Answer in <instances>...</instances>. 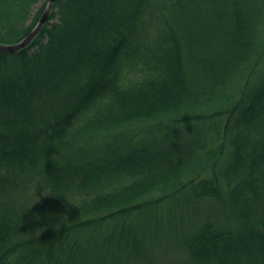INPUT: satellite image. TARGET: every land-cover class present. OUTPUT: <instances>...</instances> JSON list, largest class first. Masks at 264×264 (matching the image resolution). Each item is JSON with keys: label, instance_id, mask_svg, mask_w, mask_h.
I'll return each instance as SVG.
<instances>
[{"label": "trees", "instance_id": "1", "mask_svg": "<svg viewBox=\"0 0 264 264\" xmlns=\"http://www.w3.org/2000/svg\"><path fill=\"white\" fill-rule=\"evenodd\" d=\"M48 2L0 0V44ZM162 243L264 264V0H56L0 52V264Z\"/></svg>", "mask_w": 264, "mask_h": 264}, {"label": "rangeland", "instance_id": "2", "mask_svg": "<svg viewBox=\"0 0 264 264\" xmlns=\"http://www.w3.org/2000/svg\"><path fill=\"white\" fill-rule=\"evenodd\" d=\"M220 209H221L220 207L217 208L215 206V211H220ZM214 214H216V213H214ZM191 217L193 218L194 215H191ZM192 218L190 220H188V222L186 223V224H189L188 226L186 225L187 228L190 226H194V225L199 224V221L204 219V217L202 215H198V216L194 217V219H192ZM223 218L220 217L218 219V222L221 224H225L223 222L224 221ZM153 255L155 258L154 264H170L173 262L179 263L184 258L183 257L184 254L177 248V246H175L174 244L167 245L166 243H162L160 245V247L155 248ZM136 264H141V263H136Z\"/></svg>", "mask_w": 264, "mask_h": 264}, {"label": "water", "instance_id": "3", "mask_svg": "<svg viewBox=\"0 0 264 264\" xmlns=\"http://www.w3.org/2000/svg\"><path fill=\"white\" fill-rule=\"evenodd\" d=\"M55 2L56 0H49L48 6L41 20L26 38H24L21 42L17 44H12V45L0 44V52L16 53L27 48L35 40V38L38 36L40 31L43 29L46 22L50 19Z\"/></svg>", "mask_w": 264, "mask_h": 264}, {"label": "clouds", "instance_id": "4", "mask_svg": "<svg viewBox=\"0 0 264 264\" xmlns=\"http://www.w3.org/2000/svg\"><path fill=\"white\" fill-rule=\"evenodd\" d=\"M55 157H56V156H54L53 159L59 163V161H58Z\"/></svg>", "mask_w": 264, "mask_h": 264}]
</instances>
